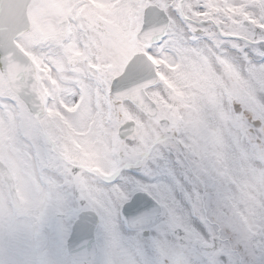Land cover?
Listing matches in <instances>:
<instances>
[{
  "label": "snow or ice",
  "instance_id": "6c2138e0",
  "mask_svg": "<svg viewBox=\"0 0 264 264\" xmlns=\"http://www.w3.org/2000/svg\"><path fill=\"white\" fill-rule=\"evenodd\" d=\"M0 193V264H264V0L0 11Z\"/></svg>",
  "mask_w": 264,
  "mask_h": 264
},
{
  "label": "rangeland",
  "instance_id": "374dc122",
  "mask_svg": "<svg viewBox=\"0 0 264 264\" xmlns=\"http://www.w3.org/2000/svg\"><path fill=\"white\" fill-rule=\"evenodd\" d=\"M21 242L25 244L26 241L25 240H22ZM22 243H21V249H22L23 254L26 257L31 258V259H34V260L35 259L36 260H40V258H41L40 250H42V249L44 250L43 247H38L37 248L38 250H36V252L34 254L30 255L31 254L30 248H28V246H26V244L23 245Z\"/></svg>",
  "mask_w": 264,
  "mask_h": 264
},
{
  "label": "water",
  "instance_id": "95a60500",
  "mask_svg": "<svg viewBox=\"0 0 264 264\" xmlns=\"http://www.w3.org/2000/svg\"><path fill=\"white\" fill-rule=\"evenodd\" d=\"M85 237H86V235H85ZM82 238H84V237H82Z\"/></svg>",
  "mask_w": 264,
  "mask_h": 264
}]
</instances>
